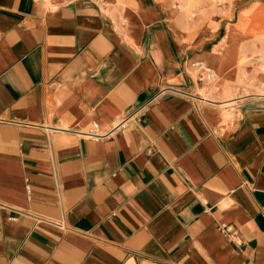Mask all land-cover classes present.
Instances as JSON below:
<instances>
[{
	"label": "crops",
	"instance_id": "crops-1",
	"mask_svg": "<svg viewBox=\"0 0 264 264\" xmlns=\"http://www.w3.org/2000/svg\"><path fill=\"white\" fill-rule=\"evenodd\" d=\"M261 4L0 0V264H264Z\"/></svg>",
	"mask_w": 264,
	"mask_h": 264
},
{
	"label": "rangeland",
	"instance_id": "rangeland-1",
	"mask_svg": "<svg viewBox=\"0 0 264 264\" xmlns=\"http://www.w3.org/2000/svg\"><path fill=\"white\" fill-rule=\"evenodd\" d=\"M256 10V11H255ZM254 13H253V12ZM250 13L242 15L239 23L231 28L229 41L227 42L225 57H227V49L234 48L236 52V59L239 57L243 60L251 61L247 66L248 70L251 74L248 73L249 76L252 77L250 84L253 83L255 77L252 75L253 73L258 76L257 80L260 81V85L264 84V35H261L262 27H264V5H258L254 10ZM235 28H239L238 34H233V30ZM237 42H239V52L237 51ZM259 48V49H258ZM260 52V57L253 58L257 52ZM248 53H250L248 55ZM251 55V56H250ZM253 58V59H252ZM230 66L228 68H232V72L230 76L232 78L236 77V73L234 71V66L231 65L232 61L229 59ZM242 79L248 80L246 75H241ZM246 86V84H244ZM249 85V84H247ZM258 92L263 93L264 89L259 87L257 88Z\"/></svg>",
	"mask_w": 264,
	"mask_h": 264
},
{
	"label": "bare ground",
	"instance_id": "bare-ground-1",
	"mask_svg": "<svg viewBox=\"0 0 264 264\" xmlns=\"http://www.w3.org/2000/svg\"><path fill=\"white\" fill-rule=\"evenodd\" d=\"M253 10H254V9H253ZM255 11H256V10H255ZM252 12H253V11H252ZM253 13H254V12H253ZM261 35H264V27H262ZM260 52H261V51L257 52L256 55H255V57H260ZM262 56H264V52H263V55H262ZM246 61H247V60H244L243 62L246 63ZM263 62H264V60H263Z\"/></svg>",
	"mask_w": 264,
	"mask_h": 264
},
{
	"label": "built area",
	"instance_id": "built-area-1",
	"mask_svg": "<svg viewBox=\"0 0 264 264\" xmlns=\"http://www.w3.org/2000/svg\"><path fill=\"white\" fill-rule=\"evenodd\" d=\"M95 128H97V125H95ZM94 131H96V130H94ZM94 131H92L91 134H88V136H96V137H99L98 135L93 134Z\"/></svg>",
	"mask_w": 264,
	"mask_h": 264
}]
</instances>
